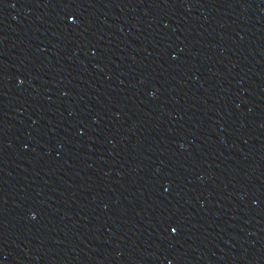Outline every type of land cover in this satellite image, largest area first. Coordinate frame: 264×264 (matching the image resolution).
I'll list each match as a JSON object with an SVG mask.
<instances>
[{
  "label": "water",
  "instance_id": "95a60500",
  "mask_svg": "<svg viewBox=\"0 0 264 264\" xmlns=\"http://www.w3.org/2000/svg\"><path fill=\"white\" fill-rule=\"evenodd\" d=\"M0 264H264V0H0Z\"/></svg>",
  "mask_w": 264,
  "mask_h": 264
}]
</instances>
